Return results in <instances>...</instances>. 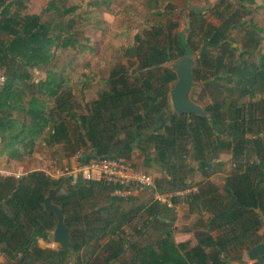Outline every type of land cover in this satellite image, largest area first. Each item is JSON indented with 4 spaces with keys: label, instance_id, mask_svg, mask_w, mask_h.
Segmentation results:
<instances>
[{
    "label": "trees",
    "instance_id": "trees-1",
    "mask_svg": "<svg viewBox=\"0 0 264 264\" xmlns=\"http://www.w3.org/2000/svg\"><path fill=\"white\" fill-rule=\"evenodd\" d=\"M235 2L245 12L253 0ZM27 4L0 0V70L6 79L0 91V153L8 161H24L44 133L46 146H61L68 156L82 152L86 159L128 160L137 150L147 166L159 170L154 184L160 193L183 190L195 175L202 177L198 192L183 202L190 214L207 217L193 231L191 245L173 239L174 211L155 202L124 211L122 206L132 199H113L87 214L83 203L92 195L90 187L102 185L109 192L107 186L50 181L39 171L0 176V255L5 263L63 264L83 251L76 264H245L242 252L264 240V126L258 124L264 109L261 100L255 101L264 92V60L246 62L249 53L228 42L229 31L237 26L235 13L205 32L192 72L213 97L205 108L209 117H178L169 110L175 75L160 66L194 56V32L167 35L164 44L150 41L163 34L161 28L135 36L129 48L135 68L114 66L106 90L82 111L55 58L58 50L81 47L72 19L65 20L75 8L51 1L40 14H28ZM34 73H44V78L35 79ZM14 112L21 116L14 118ZM222 153L229 154L230 166L220 191L208 178L224 167L213 161ZM62 183L70 189L54 202L62 208L74 248L41 249L37 241H48L56 224L43 201ZM139 212L144 219L133 231L137 239L119 237ZM97 247L100 259L93 257ZM260 259L253 264H264V254Z\"/></svg>",
    "mask_w": 264,
    "mask_h": 264
},
{
    "label": "rangeland",
    "instance_id": "rangeland-1",
    "mask_svg": "<svg viewBox=\"0 0 264 264\" xmlns=\"http://www.w3.org/2000/svg\"><path fill=\"white\" fill-rule=\"evenodd\" d=\"M51 1H55L56 4L67 10L75 8L72 13L65 16V20L72 19L70 24L73 30L78 31L76 37L81 47L66 51L58 50L55 58L58 65L61 68L64 67L63 70L73 90L75 102L82 111H84L86 104L96 100L99 94L106 90L109 72L114 66L129 65L130 71L135 68L129 62L132 60L129 48L135 44V36H146L150 31L159 30V28L162 29L163 34L155 39L150 38V41L159 42V44H164L167 41V35H187L189 32H194L196 36L192 38V42L193 45L198 46V49L193 52V55L197 59L199 49L204 45L203 36L205 32L211 28L219 27L235 13L237 26L229 31L228 42L233 48H238L240 51L244 49L249 53L245 56L246 62L260 63L263 60L264 47L252 51L253 53L244 48L245 25L248 19L245 18V12L240 10L235 0H28L26 13L40 14ZM42 18L46 20L47 15H43ZM40 74L44 78V73ZM169 86L171 89L173 84ZM192 99L202 107L213 104V97L210 96V92L207 91L204 84H199L193 90ZM257 100L262 101L264 109V92L256 94L255 101ZM169 110L173 112L170 100ZM258 120H260L258 124L263 127L264 111L258 115ZM56 149L59 150L61 157H69L68 152L63 147L60 146ZM44 153V156H47V152ZM54 154H58V152L56 151ZM213 161L224 167L210 176L208 180L222 191L224 180L229 173L230 156L227 153L218 154ZM56 165L59 166L58 163ZM30 170L32 167L21 166L20 164L8 168L9 173H11L9 176L12 174L16 176L18 172L20 177H25L30 173ZM141 170L150 173L152 176H159V170L152 164L150 169ZM203 180L199 175H195L190 182L198 188L199 183ZM90 190L92 195L87 197L83 203L85 204L83 211L87 214L111 203L113 200L107 188L102 185H93ZM150 200V198H146L141 202L132 199L125 203L121 209L129 211L141 204H148ZM183 200L176 199L177 203L173 209L174 222L169 231L176 242L189 241L192 245L194 244L193 231L203 227V219L205 220L207 216L199 217L197 214H190ZM143 219L141 212L135 214L130 223L124 226L117 235L131 241L137 239V235H134L133 231L143 226ZM148 237L151 236L148 235ZM37 245L45 250L57 249L52 247L50 237L48 241L38 240ZM245 253L242 252V259L246 264L248 261ZM83 255L84 253L81 251L78 255L70 257L68 263L65 261L63 264H76L77 259ZM102 256V249L100 247L95 248L93 257L100 259ZM236 263L233 262V264ZM0 264H6L1 255Z\"/></svg>",
    "mask_w": 264,
    "mask_h": 264
},
{
    "label": "built area",
    "instance_id": "built-area-1",
    "mask_svg": "<svg viewBox=\"0 0 264 264\" xmlns=\"http://www.w3.org/2000/svg\"><path fill=\"white\" fill-rule=\"evenodd\" d=\"M5 81L0 70V91ZM39 172L50 181L67 180L71 185L77 182L101 183L109 188L112 199H132L147 193L152 203L155 202L172 210L175 207L174 200L185 199L198 192V188L191 184L183 190L160 193L155 188L154 176L133 168L127 160L107 156H91L86 159L82 152L73 154L69 162L63 166L47 162L42 165ZM1 176L8 177L9 174L2 173Z\"/></svg>",
    "mask_w": 264,
    "mask_h": 264
},
{
    "label": "water",
    "instance_id": "water-1",
    "mask_svg": "<svg viewBox=\"0 0 264 264\" xmlns=\"http://www.w3.org/2000/svg\"><path fill=\"white\" fill-rule=\"evenodd\" d=\"M196 66V57L181 56L169 62L162 64L160 67L171 71L176 78L173 87L169 91V100L172 111L178 116L199 115L209 117V113L192 99V92L198 87L199 83L193 80V69ZM70 185L62 183L57 187L50 189L44 198L43 205L47 212L53 214L56 224L50 234L53 248L70 249L74 246L70 241V230L64 224V215L60 205L54 202L55 198L66 196ZM264 254V240L251 247L246 252V258L249 264L261 261L260 257Z\"/></svg>",
    "mask_w": 264,
    "mask_h": 264
},
{
    "label": "crops",
    "instance_id": "crops-1",
    "mask_svg": "<svg viewBox=\"0 0 264 264\" xmlns=\"http://www.w3.org/2000/svg\"><path fill=\"white\" fill-rule=\"evenodd\" d=\"M245 16H246L245 18H247L248 20L246 21L247 23L245 25L246 32L244 34L245 41L243 45H244V48L251 50V53H253L252 51H257L260 48L264 47V0H253L252 4L245 5ZM254 42L257 43V45H255ZM262 59L264 60V58ZM32 76L35 79H43V75L39 74L38 76V73H34ZM19 114L20 113L14 112L13 117L17 118ZM46 137H47L46 133H44L42 137L39 138L35 142L34 152L32 156L26 158L24 161H21V162L8 161L6 158V155L0 153V176L2 173L11 175V173H9L8 171V168L16 164H20L21 166L26 165L27 167H32V170H30V172L39 171L42 165L47 162H53L55 164L58 163L59 166L66 165L69 162V159L71 156L61 157L59 155L60 153L59 150H58V154H54L53 151L56 148H51V147L46 146V143H47ZM45 151L47 152L48 157L44 156ZM48 151L49 152L51 151V153H49ZM127 161L130 163V165L133 168H137L139 170L141 169L148 170V168L150 169V166L148 167L144 162V156L139 154L137 150H133V152L130 154V158ZM12 176L20 177V174L17 172L16 176L13 174ZM146 198H150L149 194L143 193V194H140L139 197L132 198V199L140 200L142 202ZM150 202L151 200L148 202V204ZM242 261L244 260L242 259ZM246 264H249V262H246Z\"/></svg>",
    "mask_w": 264,
    "mask_h": 264
},
{
    "label": "flooded vegetation",
    "instance_id": "flooded-vegetation-1",
    "mask_svg": "<svg viewBox=\"0 0 264 264\" xmlns=\"http://www.w3.org/2000/svg\"><path fill=\"white\" fill-rule=\"evenodd\" d=\"M194 70V69H193ZM204 109L206 108V107H203Z\"/></svg>",
    "mask_w": 264,
    "mask_h": 264
}]
</instances>
